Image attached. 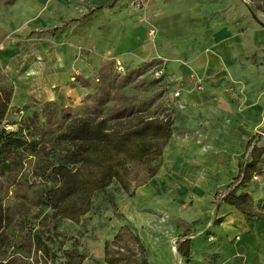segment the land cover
Segmentation results:
<instances>
[{
	"label": "rangeland",
	"instance_id": "374dc122",
	"mask_svg": "<svg viewBox=\"0 0 264 264\" xmlns=\"http://www.w3.org/2000/svg\"><path fill=\"white\" fill-rule=\"evenodd\" d=\"M151 1L154 4L153 11L149 9L152 6L149 4V0H139L137 5H133V0H118L114 4L115 6L122 3L118 13H126L123 14L124 17L132 19V22L136 25L137 34H142L145 31L150 41L146 43V46L154 47L157 50V55L150 60L133 64L125 62L119 56H111L93 70L74 69L65 80L61 79L63 81L56 87L49 85L45 79L46 76H42L40 79L24 85V94L16 93L17 86L6 74L0 61V71L4 78L11 82L14 89L10 105L11 111L2 126L9 131H17L20 123L30 114L25 107L30 105L32 108L37 109L40 104L46 101H55L61 107L71 108L76 116L83 115L86 110L85 98L94 92L99 70L106 63L115 64L118 60L122 61L126 72L146 63H154L153 69L144 78V87L139 89L129 88L130 95L139 99L154 101L153 106L148 109L153 115L169 116L173 120H177L179 118L178 111L169 103L170 88L166 83V79L164 77L158 79L155 76L157 69L166 68V59L163 55L164 47L154 42L158 33L154 20L162 16L182 17L186 12H190L191 15H208V23L212 25L222 21L231 26V33L241 39L244 47V56L241 58L240 64L241 66L248 64L250 69L244 72L242 80L232 83L227 91L235 93L237 97L243 100L251 94L257 95L259 96L258 102L261 108L264 109V13L258 10V6L263 5V0H231L228 2L229 4L227 3V6L223 0ZM18 2L20 0H0V6L12 8L17 6ZM77 2V12L75 10L76 13L73 15L58 19L56 24H48L45 27L34 24L35 20L41 18L42 14H39L34 20H26L24 27H19L17 31L11 32L4 42L19 46L22 44L37 45L43 40H51L54 37L64 42L69 36L80 35L82 29L88 25L91 26L93 21L95 23L101 9L106 8L107 11V9L113 8L110 5L100 7L99 4H88L86 0H77ZM41 6H43L41 13L48 10V3ZM208 12L209 14H207ZM18 35L21 37H16ZM202 37L206 38L204 35ZM17 38L19 39L17 40ZM5 43L0 45L1 50H5ZM78 77L89 79L91 89H85L78 83L73 88L72 85ZM156 80L159 81L156 82ZM0 84H3V82L0 81ZM16 97L18 98L15 100ZM28 97V104H24L25 98ZM15 103H19V105L16 106ZM258 117L262 118V124L257 132L253 134L254 137H251L253 144L251 150L255 146L264 148V116L259 115ZM176 132L181 134L182 129L179 132L178 127H175L174 124V133ZM190 134L195 136L196 142L200 145V150L203 153H209L213 150L217 151L219 157L240 158L239 162L247 161L249 158L247 156L246 159H243L242 154L236 156L238 153L234 152L231 155L232 152H226L222 146L224 143L219 142L215 147L210 145L206 141V135L200 131H193ZM237 174L235 178L225 180L226 185L218 192V198H215V201L224 198L226 194L238 188L242 180L238 182V178L236 179ZM36 191L32 189L30 197L33 198L40 194ZM243 191L252 197L256 211L264 214V167L261 172L254 175L252 182L241 189L239 193ZM138 193L139 190L134 191L132 194H125L117 184L113 183L106 191L95 196L92 212L82 218L79 223L68 220H54L49 216L44 225L41 222L51 214L47 208L33 206L26 201L13 199L9 195L4 198V206L10 204L16 211L14 221L7 230L8 237L5 245L0 248V260L7 259L16 252L19 253L22 250L24 238L36 230L44 233L46 242L49 243L54 251L53 253L56 254V258L51 257L48 259H44L41 254H38V264H62L64 262L62 250H77L84 254L86 257L84 264H105L104 245L106 242H112L118 231L123 227L130 228L138 238H142V244L145 247V258L149 264H236L238 261L242 264H248L250 256L259 255L264 257L263 219L243 218L240 214L234 212L229 218L217 215L212 222L207 219L205 221L197 220L196 225H189L180 216L183 210H189V206L193 202L184 201L180 204L170 203L161 208L157 206L144 208L143 210H146L145 212L150 215L151 222L146 226L147 228H141L140 219L137 218V215L133 217L130 210L133 208L132 205L139 209L141 198H136ZM157 199L161 202L165 201L163 198ZM145 231H148L147 235L149 237L147 239H143ZM193 238L198 239L194 240ZM187 239L194 240L189 263L185 262L178 250L179 245ZM126 247L137 248L133 243H129Z\"/></svg>",
	"mask_w": 264,
	"mask_h": 264
},
{
	"label": "crops",
	"instance_id": "0c3cea01",
	"mask_svg": "<svg viewBox=\"0 0 264 264\" xmlns=\"http://www.w3.org/2000/svg\"><path fill=\"white\" fill-rule=\"evenodd\" d=\"M86 1L88 4H99L100 7L110 5L113 8L107 11L106 8L101 9L95 23L93 21L91 26L82 29L80 35L69 36L64 42L54 37L37 45L21 46L5 43V38L19 27H24L26 20H34L39 14H42L41 18L35 20V25L46 27L48 24H56L58 19L77 12V0H20L12 8L0 6V45L6 44L5 50L0 48V61L6 74L16 84V93L24 94L23 86L42 76H46L49 85L56 87L74 69L93 70L111 56H119L127 63L138 64L157 55L154 47L146 46L150 41L145 31L137 34L132 19H126L123 15L126 13H118L122 3L114 6L118 0ZM223 1L227 6L231 0ZM46 3L48 10L41 13V5ZM149 4L152 5L149 9L153 11L151 0ZM158 18L154 20L158 30L154 42L164 47L166 68H162L170 88L168 99L178 111L179 118L174 120V124L182 132L173 134L157 176L137 189L139 193L136 198H141V203L139 209L132 205L131 214L133 217L137 215L140 227L143 228L151 222L144 208H161L170 203L189 201L193 202L192 205L189 210H183L180 216L189 225H196L197 220L207 219L212 222L217 215L229 218L234 212L245 218L225 203L226 196L214 200L226 185L225 180L235 178L236 173V179L242 178V163L245 160L239 162L240 158L219 157L217 151L213 150L203 153L195 136L190 134L200 131L206 135L210 145L215 147L221 142L226 152H232L231 155L242 154L243 159L249 156L253 134L262 124V118L258 116H264V109L257 95L251 94L243 100L227 91L232 83L242 80L244 72L250 69L248 64H240L244 56L243 43L231 33L228 23L219 21L209 24L208 15H191L186 12L182 17ZM176 91H180L181 96L173 99L172 94ZM28 100L29 97L25 98L24 104H28ZM157 198L165 201H158ZM147 232L143 234V239L149 237ZM193 239L186 240L191 241V248L194 245ZM140 241L142 243V238ZM236 264L242 263L238 261ZM248 264H264V257L250 256Z\"/></svg>",
	"mask_w": 264,
	"mask_h": 264
},
{
	"label": "trees",
	"instance_id": "16d2710c",
	"mask_svg": "<svg viewBox=\"0 0 264 264\" xmlns=\"http://www.w3.org/2000/svg\"><path fill=\"white\" fill-rule=\"evenodd\" d=\"M258 10L264 13V3ZM153 67L154 63H146L121 74L115 64L106 63L99 70L94 92L85 98L83 115L76 116L71 108L55 101H46L37 109L27 105L30 114L17 131L2 126L11 111L14 89L0 71V248L15 217L16 209L3 203L9 195L47 208L51 214L42 225L49 216L79 223L92 212L95 196L113 183L125 194H132L157 176L174 134V120L153 115L148 109L154 101L133 97L129 91L144 87V78ZM77 83L91 89L89 79L78 77L72 87ZM263 167L264 148L255 146L242 163L243 176L238 178L242 182L224 198L225 203L250 219H264V214L256 211L247 192L239 191ZM32 189L40 194L30 197ZM129 243L137 248H127ZM22 246L19 253L0 260V264H38V254L44 259L56 258L42 231H32ZM178 250L189 263L191 241L182 242ZM62 258V264H84L86 260L77 250H62ZM104 262L148 264L143 244L128 227L105 243Z\"/></svg>",
	"mask_w": 264,
	"mask_h": 264
},
{
	"label": "built area",
	"instance_id": "2783aa9c",
	"mask_svg": "<svg viewBox=\"0 0 264 264\" xmlns=\"http://www.w3.org/2000/svg\"><path fill=\"white\" fill-rule=\"evenodd\" d=\"M138 3H139V0H133V5H137ZM115 69L117 70L118 73H121V74L125 73L124 64L119 60L115 62ZM155 76L158 79L165 77L164 69L163 68L157 69ZM180 96H181L180 91H176L172 94L173 99H178Z\"/></svg>",
	"mask_w": 264,
	"mask_h": 264
},
{
	"label": "bare ground",
	"instance_id": "6f19581e",
	"mask_svg": "<svg viewBox=\"0 0 264 264\" xmlns=\"http://www.w3.org/2000/svg\"><path fill=\"white\" fill-rule=\"evenodd\" d=\"M257 40V39H256ZM223 47V46H222Z\"/></svg>",
	"mask_w": 264,
	"mask_h": 264
}]
</instances>
